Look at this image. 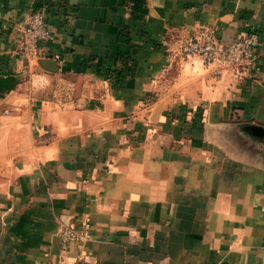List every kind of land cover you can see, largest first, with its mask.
Returning a JSON list of instances; mask_svg holds the SVG:
<instances>
[{
    "label": "crops",
    "instance_id": "0c3cea01",
    "mask_svg": "<svg viewBox=\"0 0 264 264\" xmlns=\"http://www.w3.org/2000/svg\"><path fill=\"white\" fill-rule=\"evenodd\" d=\"M37 7L51 38L25 61ZM206 26L256 33L253 72L180 56ZM78 259L264 264V0H0V264Z\"/></svg>",
    "mask_w": 264,
    "mask_h": 264
},
{
    "label": "built area",
    "instance_id": "2783aa9c",
    "mask_svg": "<svg viewBox=\"0 0 264 264\" xmlns=\"http://www.w3.org/2000/svg\"><path fill=\"white\" fill-rule=\"evenodd\" d=\"M50 38L51 30L45 21V8H31L25 14L17 53L25 61L42 57L44 54L41 44ZM262 46L261 39L254 32L240 36L230 43H222L217 38L215 29L206 26L184 40L179 54L186 59H199L214 77L229 73L235 78H241L255 69ZM91 228L89 220L83 221L79 229L74 226L63 227L60 231L62 251H66L70 244L88 238ZM73 264H83V261L78 259Z\"/></svg>",
    "mask_w": 264,
    "mask_h": 264
}]
</instances>
